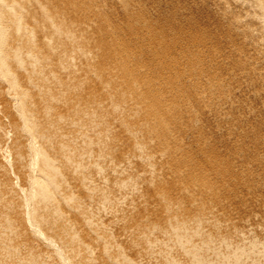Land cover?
<instances>
[{
  "label": "bare ground",
  "instance_id": "6f19581e",
  "mask_svg": "<svg viewBox=\"0 0 264 264\" xmlns=\"http://www.w3.org/2000/svg\"><path fill=\"white\" fill-rule=\"evenodd\" d=\"M250 1L252 2V0ZM253 1L262 9L263 14L261 13L260 18L263 20L264 0ZM238 3L234 0L229 8H220L219 3H212L211 9H209L212 12L213 8H220V15L224 20L228 15H234L235 12L242 13L243 16H241L239 22L232 20L228 24L236 31H240L242 28L245 29L246 25L252 22L251 20L257 17L261 11L255 10L257 5L253 7L254 3L249 5L247 1V4L237 5ZM138 5L140 4H137L135 0H0V79L7 84L10 90L7 94L0 96V144L2 143L1 146H3L0 148V177H3L2 173L7 176L12 171V174L15 175L13 178L18 180L14 185L13 178L6 179V182H3L5 180L0 178V202L4 200L2 202L4 206L5 200L9 199L8 196L15 202L14 204L12 201L11 208L8 207L10 204L7 207L5 205L9 210H13H10V214L9 210L0 212V227H3L2 223L9 224L12 227L16 221L19 222L21 234H24L21 235L24 236L21 239L23 240V238H27L25 236L32 234L31 236L37 239L35 242L39 240L45 242L52 249L54 255L53 257L49 256L54 258L56 264H96L101 260L99 264H245L249 261L251 264H264L259 260L260 258L258 259L259 256L246 259L243 254L237 253L230 257L229 254L222 252L220 248L225 245L229 233L223 235L220 232L222 236L218 233L219 237L215 236L214 245L209 248V251L217 259L216 262L209 261L204 256L205 252L201 248L205 244L196 247L190 245L187 241H183L188 234L193 237L196 234H198L196 237L199 236V233L202 234V231L205 230L199 225L203 223L202 221L207 214L215 215L219 212L221 205L212 204L209 203L210 200L208 201V198L212 199L214 191L217 190L215 188H219L225 183L237 184L246 179L249 180L251 177L264 175V166H262L263 168L258 166L255 169L253 167H256V164L243 163L240 160L247 154V148L246 150L241 148L244 150L242 151L239 147V149L233 151L236 159H239L228 163L233 172L240 171L243 177L235 176L228 169V166H224L226 164L223 165V161L219 157L210 156L211 153L213 154L219 149L210 148V143L205 139L213 135L220 137V130L233 127L238 118L244 119V117L254 116L250 113L251 111L241 112L240 110L237 114L234 113L236 115L235 119L226 117L229 111L237 110L234 105L235 102H231V100L233 101L232 94L234 95V92L228 88V85L234 83L238 89L254 91L252 87L255 83L253 82L252 85V82L248 81L251 86L242 79L247 77L250 72L264 73V64H254L257 56L264 54V42L257 41L256 38L255 40L246 39L247 37L243 39L255 52V55L250 54L251 57L247 55L245 57L246 61H250L249 63L253 66L242 64L243 66L231 65L222 68L216 59L213 58L209 61L201 55H199L200 59L192 60L189 57L190 52L201 51L202 54L204 51L206 56L211 57L214 49H207V45L201 42L194 41L189 44L174 38L166 44L163 42L162 38L164 37L162 35L161 39L163 41L158 38L160 32L157 33L158 35L155 34L158 24L145 21V13L141 16L144 19L140 17L141 14L139 15V13L141 12L138 9L141 8ZM114 11L125 12L124 18L126 17V20L122 23L118 20L119 18L114 19L115 15L111 16L115 14ZM39 21L43 22L38 23ZM73 25H75V28L72 33L78 37H85L89 41L93 40V34H91L93 31H89L90 28L99 31L102 35L97 43L98 49L101 48L99 56L101 53L102 56L98 57V60L91 61L88 67L94 69L98 74L100 84H106L108 88L101 87L100 92H96V94L93 92L88 93L92 97L91 103L93 105L91 108L95 113L91 115V119L86 124L85 118L89 117L88 109L85 108L84 95L72 87L75 78L68 80V82L58 81L51 84L45 77L49 75L44 72L42 78H37L36 81L31 79V66L35 69L34 75L39 74L40 70L43 71V67L48 66L45 59L48 56L53 55L49 63L58 65V70L72 67L73 62L70 61V55L77 53L80 46L82 47L79 38L77 40L79 46L69 40L66 27ZM76 25L78 26L76 27ZM127 28L137 34L135 37H131V41H129L128 35L129 40L127 39L124 31ZM51 32L58 35V38L55 40V45L51 47L49 42H45V47L52 50L50 53H45L42 40ZM88 33L90 34L88 35ZM262 37L259 38L263 40ZM125 39L128 40L127 43L124 42ZM61 40L65 41V48L61 46ZM101 42H103L102 45ZM175 51H180V55L176 53L179 56H174ZM231 53L229 52L226 58L231 57ZM147 55L152 57L147 61L141 60ZM82 56L86 62L91 60V53L89 52H83ZM217 59H219L218 56ZM211 66L216 67L221 75L217 71L219 75L207 71L208 67ZM211 71H213L212 68ZM180 82H184L194 89L190 90L191 92L185 91L186 88L182 91L181 87L185 84H178ZM257 85L260 88V82ZM261 85L264 87V79ZM36 88L39 90L37 95L34 93ZM219 99L224 102L215 101ZM96 100H98V104L94 103ZM198 106L199 108L213 107L212 114L209 113L208 115L207 112L206 117L212 120L219 115L218 126L204 132L197 129L203 119L199 118L200 122H198L195 116L198 110L204 109H199ZM181 108L185 110V115L188 114L187 119L182 116ZM178 114L180 115L178 116ZM192 115L196 119H190ZM203 115L204 118L205 114ZM152 124H155V126L153 127ZM184 125L187 126L186 128L190 132L186 128V130L177 131L179 128L182 129ZM201 125H203L202 122ZM117 129H120V131ZM195 130L200 132H195ZM118 134H122V137L126 136L125 139L131 140V142H128L123 138L125 142L127 141L132 146L130 145L127 148H123L125 145L120 146L121 149L116 143L120 150L117 153L122 152L127 156L130 153L133 156V146L140 149L143 145H146L144 140H150V143L151 141L156 142L153 148L163 156L160 155L161 159L157 157L159 160H156V155H153L156 154L154 150L150 156L147 154L145 156L146 149L144 148L146 146L143 147L144 150L140 149L144 151L142 153L144 155H141V153L139 155L135 154L138 152L134 153L133 159H141L143 163L136 179L149 178L148 184L158 185V180H156L158 183L153 181V184L151 180H155V176L162 173L157 178L164 179V182L168 180L169 183L166 182V185H170L169 188L165 185L162 188H154L156 185L151 188L152 186L147 185L150 190L152 189V193L148 188L147 191L151 193L150 196L155 197V200L160 203V207L159 205H157L158 207L151 206L152 203L150 202V205H146L144 210L137 211L138 214L142 215L140 220L139 216L135 218L137 213L131 207L133 202L130 200V196H135V193L139 194L140 188L137 183L134 186L131 185V189H128L121 181H118L117 177L118 182L115 179H113L114 184H111L112 180L111 182L108 181L109 186L103 184L102 179L100 185L103 184L104 186L98 188L99 186H95V180L99 178L103 166L100 165L101 163L98 165L99 162H96L97 165L95 164L94 167V163L93 165L87 164L89 158L98 156L99 153L101 156L103 150L105 156V151L108 150L105 147L106 141L110 140L109 143L115 145L114 141L108 140V137L113 138L112 136ZM94 136L96 138H93ZM122 137L119 135V140L123 141ZM141 139L144 144L139 147L137 145ZM245 139V135L236 133L231 138L223 140V143L226 145L229 142L245 141ZM147 141L146 143H148ZM187 141H192L194 145L197 144V148L193 150L191 145L189 147L192 149L185 146ZM187 144H191V142ZM151 146H149V149ZM260 146H254L255 150L252 151L254 156L256 154L261 156L260 151H262V156L264 155L263 147ZM113 148L111 149L113 150ZM129 148H131L130 151ZM112 150L109 152H112ZM248 150L250 149L248 148ZM114 151L111 153L112 155L116 153ZM109 152L108 154H110ZM118 154H115L116 157ZM112 155L111 157H113ZM119 156L114 157L115 160L113 161L115 163ZM131 156L130 159L126 157L127 161L120 160L121 162H118L121 159L119 158L117 164L112 163V159H110L111 162L106 161L113 165L109 166L111 169H115L117 172L113 171L116 173L120 171L123 174L125 172L128 174V168L134 164H131L133 160ZM107 157L106 155L105 159L110 158ZM86 159L87 161H85ZM259 165L261 166V164ZM107 168V170H111L109 167ZM131 169L132 167L129 171H132ZM113 171L111 175H114ZM116 173L115 175L118 176ZM97 174L98 177H96ZM165 179L167 180L165 181ZM9 185L11 186L10 189L6 187ZM107 186L108 188H106ZM5 187L7 190L4 191ZM255 190L257 189L247 186L244 195L247 194L246 197H248L255 193ZM112 192H114V196L111 195ZM173 194L176 195L175 200L171 199ZM152 197L150 200H153ZM214 197L216 198V196ZM206 198L207 202L202 201ZM242 199L244 198L242 197ZM30 203L33 207L30 206ZM23 207L24 211H22ZM186 209L190 211L196 209L197 212L194 216L197 220L193 218V215L187 217V213L191 212L186 211ZM65 210L67 213H64ZM182 210H185L184 213L187 212L185 213L186 217L181 213ZM134 212L135 215H133ZM141 212L157 213L154 214V216L157 215L156 221L152 219V222H155L150 224L152 216L148 218L149 216L145 214L147 219L143 217ZM11 215L16 219L15 222ZM190 217L192 220H190ZM125 218H131L132 220L135 218L139 222L132 223L133 225L138 223L132 227L130 224V227L125 230L122 228V232L119 230L118 238L113 240L114 235L113 233L111 235V228L117 226L115 229H119L118 226H121V221ZM132 220L131 222H133ZM200 220H202L201 223ZM19 224L16 225L19 226ZM6 225H4V228H7ZM17 226L10 229L11 232H8L10 230L6 231L8 234H11L14 230L20 231ZM124 226L128 227L126 224H122V227ZM217 227L218 221L215 220L212 223L214 231L211 232L215 233ZM198 228L202 230V233ZM197 230L199 233H197ZM6 231L5 234H7ZM15 231V234L11 235L14 237L19 236V232L16 233ZM25 233L28 235H25ZM16 234L17 236H15ZM1 235V238L6 237V235ZM14 237H11V239ZM18 238L20 239V237ZM11 239H9L10 242ZM4 240L3 238V242L0 240V247L3 248L0 253V264H31L34 263V260L39 263L36 260L39 256L37 254L38 250L35 251V254L33 248L28 246V250L24 252L20 247L22 245L17 246V244H12V246L17 247L16 250H8L11 246L10 242L9 247L7 246L8 248L4 249L6 248L4 245L8 241ZM16 241L14 239L11 243H17ZM251 242L252 237L242 236L239 243L240 245H248ZM216 244L217 249L215 248ZM26 246L24 247L26 248ZM250 246L252 245L250 244ZM18 247L21 248V252H24L22 257L16 254V252H20L17 251ZM95 247L100 252L99 254L95 252ZM49 248L46 247L45 249ZM124 248L133 252L134 259L128 258L126 254L129 253L125 254L126 249L123 251ZM50 251L47 252L51 253ZM95 253L102 257L101 260L96 259L98 255L94 256ZM176 254L182 261H178L173 257ZM44 256L46 258L47 255ZM261 256H263V253L260 254ZM40 260L43 264L45 263L42 256ZM94 261L98 262L95 263Z\"/></svg>",
  "mask_w": 264,
  "mask_h": 264
},
{
  "label": "rangeland",
  "instance_id": "374dc122",
  "mask_svg": "<svg viewBox=\"0 0 264 264\" xmlns=\"http://www.w3.org/2000/svg\"><path fill=\"white\" fill-rule=\"evenodd\" d=\"M135 1H136L137 4H140V5H138L139 8H141V9H138L141 12V13H139V11H138L139 15L141 14L140 17L142 15H144V13H145V19L143 17H141V18H143L147 22L150 21V22H152V23H154L156 25L158 24V26L156 27V33L155 34L160 32V33H158L159 37L157 36L158 34L156 36L160 40L163 39L164 41L163 40L162 41L165 42L166 44L170 43L168 41H172V38H174V39H177V40H181L183 42H187L189 44H191L194 41L195 42H201V43H204L205 45H207V49L208 48L209 49L210 48L214 49V53H213V55H211V57L206 56V53L204 51H203L202 54L200 53L201 51L190 52L189 57L192 60L198 59L200 57L199 55H201V56H203V58H206V60H209V61H211L213 58L216 59L217 61H219V64H220V66L222 68L227 67V66H231V65H242V64H246L245 66H253L252 64L249 63L250 61H248V62L246 61L247 59L245 57H246V55L251 57V55L252 56H253V54L255 55V52L249 47V44H246L245 40H243V39H245L247 37L246 39L251 38V40H255V38H256L257 41L259 40L262 43L264 42L263 41L264 40V36L262 37V35H264V33L262 34V32L264 31V29H263V27H264L263 26L264 25V19L262 20V18H260V16L263 14V11H262V9L259 8L258 4H255L256 2L253 1V0H252V2L250 0H236V1L239 2L237 5L247 4V1H248L249 5H251V3H254L253 7H255L257 5L255 10L258 9L257 11H261L260 13H258L259 15L257 14L258 15L257 17H255V18L253 17L254 19H252L251 20L252 22H250L248 25H246L245 29L242 28V30H240V31L239 30L236 31V29L231 28V26H229L228 24L231 23L232 20L234 22H239L241 16H243L242 13L240 14L238 12H235L234 15H228L225 18V20H224V18H222V15H220V12H221L220 8H223V7L224 8L225 7L229 8L231 6V4H233L234 0H231V1L230 0H216L217 2L215 0H139V1L135 0ZM212 3H219L220 4V8L219 9L213 8L214 11L212 10V12H210L211 11L210 10L211 9L210 6H211ZM109 4H110V7H111V5H112L111 2ZM143 10H144V12H143ZM142 12H143V14H142ZM114 13L115 14L111 15V16L115 15V17H113L114 19H118L119 18L118 20L120 22H122V23L126 20V17L124 18V16H125L124 13L125 12H122V11H117L116 12V11H114ZM134 13H136V12H134ZM213 13H216V14H213ZM236 13H237V15H236ZM126 15H127V12H126ZM218 15H220L221 17L219 16L220 17L219 18ZM256 19H257V21H256ZM42 22L43 21H39L38 23H42ZM259 23L261 25L263 24L262 27H261V25ZM258 25H259V27H257ZM77 26L78 25H76V27ZM74 28H75V25L66 27L67 34L69 36V40H70V42L76 43L78 45L77 40L79 38L80 42L82 43V47L80 46V49H79V51L77 53H72L70 55V61L73 62L72 67L70 66V67H68V69L58 70L57 69L58 65L53 64V63L52 64L49 63V61L53 58V55L52 56H48L47 58H45L47 60V63H48L47 65L48 66L43 67V71L42 70L39 71L40 75L39 74L34 75L35 69L33 68V66H31V79L36 81L37 78H42L41 76H43L42 74L44 72L49 75V76H45V77L49 80V83H51V84L52 83H57L58 81H63V82L66 81V82H68V80H71V79L75 78V83H74V85L72 87L77 89V90H79L84 95L85 108L88 109L89 117L85 118V124H86L91 119V115H93V113H95L94 110L91 108L92 105H93V103H91L92 102L91 101L92 97H90V94H88V93L93 92V93L96 94V92H100V88L101 87L108 88V86L106 84H100V77H98V74L95 72L94 69L88 67L89 64L91 63V61L98 60L99 59L98 57L102 56V53L99 56V53L101 52L100 51L101 48L98 49V46H97V43L100 40V38L102 37V35L99 33V31H96V30H93V29L90 28V30L89 29L88 30L91 31V32L93 31L91 33V34H93V40L89 41L85 37H82V36L78 37L77 35L73 34L72 31L74 30ZM115 30L117 31V29H115ZM124 31L126 32L125 34H126L127 39H128V36H129V39H130V40L128 39L129 41H131V39L137 35L133 31H130L128 28L125 29ZM130 33L131 34L133 33L134 35L133 34L131 35ZM254 33H256V34H254ZM89 34L90 33H88V35ZM161 35L165 39L164 38L161 39V37H162ZM259 37L260 38L262 37L263 40H261ZM57 38H58V35H56L55 33L51 32L50 34H47L43 38L42 43H43V45L45 47V42H49L51 44L50 45V47H51V46L55 45V40ZM127 39H125L124 42L127 43L128 42ZM94 41H96V42H94ZM60 43H61V46L63 48H65V46H64L65 45V41L61 40ZM102 44H103V42H101V45ZM111 48H113V46H111ZM232 48H234V49H232ZM51 51H52L51 49H49L48 47H45V53H50ZM109 51H112V50H109ZM83 52L91 53V60L90 61L86 62L85 58H83V56H82ZM229 52H232L231 53L232 55H231V57L229 56V57L226 58V55ZM60 53H61V51H60ZM176 53H178L180 55V51L179 52L175 51V54ZM175 54H173V55L174 56H179V55H177V54L175 55ZM243 54H244V56L242 57ZM147 56H145L144 59L141 58V60L147 61L148 59H150L152 57V56H149V55H147ZM217 56H218L219 59H217ZM255 63L256 64H258V63L259 64H264V54L258 55L257 59L254 62V64ZM38 66H40V65H38ZM47 67H48V69H46ZM208 68L209 69L207 71L212 72V73L214 72L215 74H217V72L219 71L214 66H211V67H208ZM211 68H212L213 71H211ZM21 72H23V71H21ZM219 74H217V75H219ZM263 79H264V73L263 72H259V73L250 72L247 75V77H244L242 79V81L245 80L246 82H248V81L252 82V85L255 83L254 84L255 87H254V85L252 87L254 91H252V90L246 91L247 89L246 90L245 89H243V90L242 89H238V88H236L234 83H231V84L228 85V88L230 90H232V92H234V95L232 94L233 101L231 100V102H235L234 105L237 107L236 108L237 110L236 111L235 110L229 111L228 114H226V117L235 119L236 118L235 114H237V112H240V110H241V112L251 111L250 113H252V115H254V116L253 117H249V118L244 117V119H240V118L236 119V122H235L233 127L222 128V130H220V137L213 135V136H210L209 138L208 137L205 138L206 141L208 143H210L209 144V145H211L210 148L212 147V149H213L215 147L216 149L217 148L219 149V151L217 150V152H215V153L213 152V154L211 153V155L210 154L209 155L211 157L212 156L219 157V159H221V161H223L222 162L223 165L226 164L224 166H228V169H230L231 171H232V169L229 167L228 163L232 162L233 160L235 161L236 156L234 155L233 151H235V149H239V147H240V149L242 148V149H245V150L247 148V150H246L247 154H245V156L240 159L243 163L244 162H249V164H253L254 163V164L257 165L256 167L252 166L255 169H257L258 166L260 168H263L262 166H264V155L262 156V151H260L261 156L259 154H256L257 156L259 155L260 158H259V156L257 157L256 155L254 156V154H252V151L255 150L254 146H256V147L258 146L259 147L260 145L263 147L262 150H263V153H264V135H263V133H264V105H263L264 104V87H262V85H261L262 82H263ZM250 82H248V83L251 85ZM259 82H260V88L262 87L263 89L262 88L261 89L258 88L257 84ZM178 84L182 85V84H185V83L184 82H182V83L180 82ZM185 85H182V87H181L182 91H184L185 88H186L185 91H189V92H191L190 90L194 89L193 87L190 88L189 85H187V84H185ZM8 92H10V90H9L7 84L4 83L3 80L0 79V96L5 95ZM38 92H39V90L37 88L34 89V93L36 95L38 94ZM86 98L90 102H88L86 100ZM215 101L219 102V103L224 102V101H222V99L215 100ZM94 103L98 104V100L94 101ZM238 104H239V106L241 105L243 107L241 108V106H240V109H239ZM198 108H199V106H198ZM201 108H204V109H201ZM201 108H199L201 110L197 111V114H196L195 117L197 118L198 122H200L199 118H202L203 120H201V122H202L203 125H201V122H200V127H198L197 129H199L200 131L204 132V131H207V130L209 131L211 128L213 129L216 126H218V124H219V122H218L219 115H217L216 118L212 119V120H209V118L206 117L207 116V112H208V115H209V113L212 114L213 107L212 108H210V107H208V108L201 107ZM182 109L183 108H181V110H180L181 112H183L182 116L186 117V119H187L188 114L185 115L186 112H184L185 110H182ZM238 109H239V111H238ZM256 110L258 111V113H257ZM181 112H180V114H181ZM180 114H178V116ZM203 114H205L206 119H204L205 117L203 118V116H204ZM195 117H193V115H192V117L190 119H196ZM141 124H143V123H141ZM152 125H153V127L155 126V124H152ZM148 126H150V125H148ZM184 126L182 127V129L179 128L180 130L177 129V131L180 132L181 130H186V129L188 130V128H186L187 126L186 125H184ZM118 128H120V127H118ZM120 129H117V130L120 131ZM247 129H249V130H247ZM199 130H195V132H200ZM236 133H241V134L245 135V137H246L245 141H239V142H234V143L233 142H231V143L229 142V144L226 143V145H225V143H223L224 142L223 140H225L226 138H228V139L231 138ZM119 135H121V137H122V134H118L116 136L114 135V136H112L113 138H110L111 136H109V137L107 136L108 140L111 139L112 142L114 141L115 145H113V143H109L110 140L106 141V139H104V141H106L108 143V145H107V143L105 144V147L108 148V150H106V148H104L106 150L105 151L106 152L105 156L103 155L104 154V150H103L102 153H101V156H100V153L98 154V156L96 155L98 158L96 156H93L92 158L88 157L89 159L88 158L87 159L89 161H87V159L85 161H87V164L89 163L91 165H93V163H94L93 167L95 166L96 162H99V163H97L98 165L101 163L100 165L103 166L102 169L100 170L99 178L98 179L96 178L99 181L97 182V180H95V182L97 183V184L95 183V186L96 185L99 186L98 188H100L101 186H104L103 184L108 185L109 184L108 181L111 182V180H112L111 184H114L113 179L116 180L117 177H118V181H121V183L123 185H125L126 188H128V189L130 188L131 185L134 186L137 183L138 187L140 188L139 189V194L135 193V196H133V195L130 196V200H132L131 202H133V203H131V202L130 203L132 205L131 207L134 208L136 210V213H137L136 214L134 212L133 215L136 214L135 218H138V216H139V220H140L142 218L141 217L142 215L138 214V212H137L138 210H139V212L141 210H144V207L146 205H150V202L152 203L151 206H155V207H158L157 205L160 204L157 200H155V197L150 196L151 193H152V191H151L152 189L150 190L149 187L152 186L151 188H153L154 185H156L154 188H159V187L162 188L165 185V187L169 188L170 185L168 184L169 182H168L167 179H165V181L167 180L166 182H168L167 183L168 185H166V182H164V179L162 180L160 177L157 178V176L158 175L161 176L162 173L161 174H157V176H155V178H156L155 180L154 179L151 180L152 184L154 183L153 181H156V180H158L159 183L161 182V184H159L157 181L155 182V183H158L159 186L157 184H153V185L148 184L149 178H147V179H144V178L143 179H136L137 178L136 175L138 174V171L143 167L142 166L143 163H142L141 159H136V160H134L135 158L133 159L134 153L138 152V153H135V154L139 155L141 153V155L145 154V156H146V154H147L148 156H150V154L153 153V150L156 152V150L153 148V147H155V145H156L155 143L156 142H152L151 141V143H150V140L149 141L144 140L145 141L144 143L146 145H143V146L141 145V144H144L142 139H141V141L139 140V142H138L137 146H139V147L142 146L140 149H142V150L146 149L145 152L140 150L138 147L135 146L136 148H134V146H133V149H132L133 156H131V154L129 153L131 148L128 149L129 151L127 150L128 153L131 156V159H133L131 161L132 162L131 164L134 163L133 166L132 165L130 166V167H132V169H131L132 171H129L130 167L128 168V174L126 172L123 174L122 172L119 171V169H118L119 173H116L117 171L115 169H111L110 166H109V165H112L110 163L111 162L110 159H112V163L117 164V160L119 158H121V159H119L118 162L120 160L121 161L122 160L123 161L124 160L127 161L126 157L129 156V154L127 156V154H123L122 152H118L119 154L117 153V151L119 150L117 145H119V147L120 146L123 147L125 145L123 148H125V147L127 148L128 146L131 145V144L127 143V141L125 142V140H128V142H131V140H129L127 138L125 139L126 136H124V137H122V139L123 138L125 139V140L123 139V141H124L123 142L121 139L119 140ZM229 135H231V136H229ZM259 136H261V137H259ZM224 137H226V138L224 139ZM93 138H96V137L94 136ZM115 139H118L119 141L115 140ZM146 141L148 143H146ZM119 142L122 143V144H120ZM190 142H191V144H187V143H190ZM116 143H117V145H116ZM152 143H154V144H152ZM187 143H186L185 146L189 147L191 145V147H193V150L195 148H197V146H196L197 144L196 143H195L196 145L192 144V141H187ZM1 145H2V143L0 144V148L3 147ZM151 145H154V146H151ZM7 146H9V145H7ZM149 146H151L152 148L150 147V149H149ZM96 147H98V146H96ZM115 147H116V149H115ZM143 147H145V148L143 149ZM191 147H189V148L192 149ZM251 147L253 148V150H252ZM111 148H113V150H115L114 151V152H116L115 154H118L117 157L119 155L120 156L124 155L123 157L119 156V158L116 159V163L113 160H115L114 157L115 158H117V157H116L115 154H113V155L111 154V153H113V150ZM248 148L250 150H248ZM190 149H188V150H190ZM110 150H112V152H109ZM133 150H136V151H133ZM139 151H141V152H139ZM147 151L149 152V154H148ZM150 151H152V152H150ZM242 151H244V150H242ZM108 152L110 154H108ZM143 152H144V154H142ZM157 152H156V154L154 153L153 155H156V158L159 157L161 159V157H163L162 154H159V152L157 154ZM248 152H251V153H248ZM106 155L108 156L107 158H109V157L110 158L109 159H105ZM111 155L113 157H111ZM153 155H151V156H153ZM160 155H161V157H160ZM249 155H251V156H249ZM102 156L104 157V159H103ZM130 156L128 157V159H130ZM99 157L102 158V159L100 160ZM153 157H155V156H153ZM159 158H157L156 160H159ZM238 159H236V160H238ZM78 160H80V159L78 158ZM106 160H109L110 162H108ZM138 160H139V162H138ZM80 161H82V159ZM140 163H142V164H140ZM259 164H261V166ZM107 167H109V169H111L110 170L111 172L109 170H107L108 169ZM113 170H115L116 172L113 171ZM101 171L102 172L104 171V172L102 173ZM106 171H109V172H106ZM112 171L114 172V175H111V174H113ZM105 172H106V174H104ZM129 172H130V174H129ZM12 173L13 172L11 171V173H9V175H7V176L3 175V173H2L3 177H0L1 180H5L3 182H6V179H12L13 177H15V175H13ZM115 173L118 174V176L115 175ZM232 173L235 176L243 177V176H241L242 174L240 173V171H234V172L232 171ZM5 174H7V173H5ZM101 174H103V175H101ZM103 176H105V177L103 178ZM109 176H110V178L111 177L112 178L110 179ZM96 177H98V174H97ZM162 178H164V177L162 176ZM248 178H250V177H248ZM160 180H162L163 182L160 181ZM100 181L103 183L102 185H100L101 184ZM118 181L116 180V182H118ZM17 182H18V180L13 178V184L15 185ZM147 185H149V187ZM108 186L106 188H108ZM222 186H219V188L221 187L220 190H219V188H215L219 192L217 190L214 191L215 193H213L212 196L213 197L216 196V198L215 197L214 198L211 197L212 199L208 198V201L210 200L209 203H212V204L215 203V204L221 205L220 206L221 208H220L219 212L215 213V215L207 214V216L205 217V218H207L209 216L207 219L204 218L203 221L200 220V223H201V221L203 223H201L199 225V227L202 226V229H204L205 231H202L199 228H198V230H200V232L202 231L205 235L202 232L201 233L203 235L200 234L199 231L197 230L198 231L197 233H199L198 237H196L198 234H196L195 237L190 236L191 234L190 235L188 234L187 237L183 239V241H187V242H189L190 245L196 246V247L200 246L201 244H205L201 248L205 252L204 256L206 257L207 260L216 262L217 259H215V257L212 255V252L209 251V248H212V246L214 245V242L216 240V237H215L216 235L219 237V234L221 235V233H223V235H226V234L228 235V233H229V236L226 239L225 245L221 246V248H220L222 252H224L226 254H229L230 257H232L233 255H235L237 253L238 254H243V255L246 256V259H248V258L250 259V257L259 256L258 259L260 258L259 260L262 261V263H264V258H263V256H264V175H261L259 177L258 176L255 177L254 176V177H251L249 180L246 179L245 181H243L241 183H237V184L236 183H231V182L229 184L225 183V184H222ZM247 186H249V187L251 186V187H254V189H257V190H255L256 191L255 193L249 195L248 197H246L247 194L244 195L245 189H246ZM6 187L8 189L11 188L10 185L6 186ZM6 187H5V189H3L4 191L7 190ZM147 188H148V190L151 193L149 191H147ZM127 192H130V191H127ZM216 192H218L220 195L218 193H216ZM214 194H217V195H214ZM111 195L114 196V192H112ZM115 195H116V193H115ZM175 196L176 195L173 194L171 199L175 200L176 199ZM151 197L153 198V200L152 199L150 200ZM238 197H240L241 199H239ZM242 197L244 199H242ZM8 198L10 199L11 197L8 196ZM3 199H4V197H3ZM9 199L8 200L6 199L7 201L5 200L4 206H3V203H2L4 200L2 202H0V212L1 211L4 212L6 210H9V208H11V206L13 205V203H12L13 200H11V199L9 200ZM154 200L157 201L158 203L155 202ZM8 201L11 202V203H9ZM202 201H204V202L206 201L207 202V198L202 200ZM8 204H10V205H8ZM14 204H15V202H14ZM22 204H24V203L22 202ZM5 205H6V207L8 205L9 208H6ZM31 205H32V203H30V206ZM31 207H33V205ZM159 207H160V205H159ZM10 210L13 211L12 209H10ZM187 210L188 209H186V211ZM9 211H7V212H9ZM11 211L9 212V214L11 213ZM22 211H24V207L22 208ZM183 211H185V210H182L181 213L184 214L185 217H186L185 213H187V212L184 213ZM142 212H141V214H143V217H145V218H147L145 216V214L149 216L148 218H150V216H152V218H150L151 219L150 224L152 222V219L154 220L157 217V215L154 216V214H157V213H154V212H152V213H150V212L142 213ZM188 212H191V213L193 212L192 214L191 213H187L188 214L187 217H189V215L192 217V215L194 216L196 214L195 212H197V211H196V209H194V211L188 210ZM64 213H67V211L65 210ZM149 214H151V215H149ZM14 216L16 217L15 214H14ZM14 216H12V218H14ZM131 218H133V217H131ZM131 218H125V219H122V221H121V223L123 225L126 224L128 227H126V226L122 227V224L120 223L121 226L120 225H119L120 227L118 226L119 229H115V228H117V226H115V228H113V227L111 228V235L113 233V235L115 237V238L113 237V240L118 238L117 235L120 234V231L122 232L123 229L125 230L126 228H129L130 224H131V227L132 226H136L138 224L137 223L136 225H133L132 223H136L137 221L139 222V220L135 219V218L132 220ZM193 218H195V216ZM195 219L197 220V218H195ZM209 219H212V220H209ZM131 220L133 222H131ZM190 220H192V218ZM215 220L218 221V227L215 229V233L216 234L212 233L214 231L212 229V223ZM13 221L15 222L16 219L14 218ZM155 221H156V219H155ZM155 221H153L152 223H154ZM193 221H195V220L193 219ZM228 221H230V223H228ZM16 224H19V222L17 223V221H16V223L12 227L9 224L6 225V223H2L3 227H0L1 228L0 231H2L1 232L2 235L1 234L0 235L3 236L5 234L6 230L8 231L10 229H14V227L17 226ZM4 225H6L7 228L6 227L4 228ZM19 227H20V224H19V226H17V229H20V231H18V230L15 231L14 230L16 233L19 232V236H17V234L15 235L17 237H14V236L11 235V234H13V235L15 234L14 231L11 234H8V232H11V230L8 231V232L6 231L7 232V234H5L6 237L5 238L2 237V238H3V240L5 239L4 241L8 240V241H6L8 244L6 242L5 243L7 245L6 244L4 245L2 243V245H4L6 247L4 249H7L9 247L8 246L9 242H10L9 239H11V237H14V238H12L13 240L11 239V242H13L14 239H15V240H17L16 241L17 243H15V242L11 243L10 242L11 249L9 247L8 250H12V249L16 250L17 247L12 246V244H17V246L18 245L19 246L22 245L20 247L22 248V250L24 252L26 250H28V246H29V248H33L32 250H33V252L35 254H36V252H35L36 250H38L37 254H39L38 258L36 259L37 262H39V263H36V261L34 260L33 261L34 263H31V264H43L42 261L40 260L41 256L43 258V262H45L44 264H48V262H49V264H56L54 262V258H52L53 255H54V253H52L53 252L52 249L49 248V246L45 242H42L40 240L35 242L37 239H35L34 236L32 237L31 236L32 234L31 235L29 234L32 237L30 239V236L25 233V235H28V236H25L27 238H25V239L23 238V240H22L21 237H24V236H21L23 233L21 234V228H19ZM3 230H4V234H3ZM112 230H113V232H112ZM52 232H53V230H52ZM9 235H11V236H9ZM7 236L9 237L8 239H7ZM145 236H147V235H145ZM242 236H250V237H252L253 244H252V242L250 243L252 246H250L249 243H248L249 247H248L247 244H246L247 246L246 245H240L239 242H240ZM18 237H20V239ZM2 238L0 237L1 241H2ZM18 240H20V241L18 242ZM24 240H26V241L24 242L25 244L23 243L24 244L23 245L21 243ZM1 241H0V243H1ZM38 242H41V243H38ZM28 243H29V245H28ZM37 244H39V245H37ZM24 246H26V248ZM30 246H32V247H30ZM40 246H42L43 248L40 247ZM44 246L48 247L49 249H45L46 247H44ZM20 247H18V249H20V250L17 249L18 252L20 251L19 253H17L15 250L14 251L16 252V254H18L19 256L21 255V257H22L24 252H21V248ZM215 248L216 249L218 248L217 244L215 245ZM254 248H255V250H254ZM2 249L3 248L0 247V253H1ZM125 249L126 248H124L123 251ZM97 250H98L97 247H95V252H98V254H99L100 252L97 251ZM127 250L128 249L125 250V254L127 252L129 253V254H126L128 256V258L134 259L133 258L134 257L133 252L130 251V250H128V251ZM47 251H50L51 253H48ZM43 252H44V254H43ZM45 253H47V254H45ZM259 253L261 255L263 253V256L260 257ZM98 254L95 253L94 256H96ZM44 255H47L46 258H45ZM49 255H51L52 257H50ZM173 257L175 259H177L178 261H182V259L180 257H178V254L174 255ZM100 258H102V257H99V255L96 256V259L101 260ZM101 261L100 262L96 261L98 263H96L95 261L94 262L96 264H99V263H101ZM247 261H249V260H247ZM245 264H251V262L249 261L248 263L246 262Z\"/></svg>",
  "mask_w": 264,
  "mask_h": 264
}]
</instances>
